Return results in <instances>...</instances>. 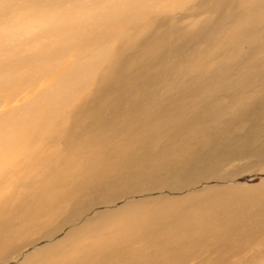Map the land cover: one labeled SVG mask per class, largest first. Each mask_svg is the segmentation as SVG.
Instances as JSON below:
<instances>
[{
	"label": "bare ground",
	"instance_id": "bare-ground-1",
	"mask_svg": "<svg viewBox=\"0 0 264 264\" xmlns=\"http://www.w3.org/2000/svg\"><path fill=\"white\" fill-rule=\"evenodd\" d=\"M2 5L0 264H264V0Z\"/></svg>",
	"mask_w": 264,
	"mask_h": 264
},
{
	"label": "rangeland",
	"instance_id": "rangeland-1",
	"mask_svg": "<svg viewBox=\"0 0 264 264\" xmlns=\"http://www.w3.org/2000/svg\"><path fill=\"white\" fill-rule=\"evenodd\" d=\"M4 1V0H3ZM147 2H144L143 1V3L142 4H146ZM2 7H3V5L0 7V9H2ZM137 10V7L136 8H133V9H131V10H128L127 11V9L124 11V13L120 16V18H119V21H118V19H116V20H114L115 22L117 21V24H116V27H113V28H108V29H106L107 31H112V35H111V37H110V39H112V40H116V39H120V38H122L126 33H129L130 31H131V34L134 32V29L133 28H130V29H128L129 28V26L128 25H126V23H122V17L124 16V14H127V16H130V15H128V12H130L131 11V13H134L135 11ZM164 12H166V13H170L171 11H170V9H166V11H164ZM182 11H178L177 13L178 14H180ZM155 13H153L152 15H154ZM132 17V16H131ZM133 18V17H132ZM134 19V18H133ZM120 24H122V25H120ZM136 24V23H135ZM120 25V26H119ZM133 24H131V26H132ZM107 42H108V40L106 41V42H103V43H101V44H99L98 46H97V48H99L100 46H103V47H105L106 46V44H107ZM102 48V47H101ZM261 175V177H264V174L263 173H261L260 174ZM263 181H264V179H262ZM253 247H255L256 245L254 244V245H252ZM218 256V254H216L215 256H213V258L215 259L216 257ZM246 258V257H245ZM203 259V257H198V258H196V260H195V262L196 263H199L201 260ZM238 260H241L242 258H237ZM235 261H237V260H235ZM203 264H210L209 263V261L208 262H204Z\"/></svg>",
	"mask_w": 264,
	"mask_h": 264
}]
</instances>
